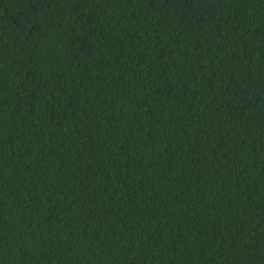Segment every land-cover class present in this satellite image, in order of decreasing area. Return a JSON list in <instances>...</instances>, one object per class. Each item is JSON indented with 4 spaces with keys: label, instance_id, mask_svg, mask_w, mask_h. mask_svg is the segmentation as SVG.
Returning <instances> with one entry per match:
<instances>
[{
    "label": "trees",
    "instance_id": "1",
    "mask_svg": "<svg viewBox=\"0 0 264 264\" xmlns=\"http://www.w3.org/2000/svg\"><path fill=\"white\" fill-rule=\"evenodd\" d=\"M0 264H264V0H0Z\"/></svg>",
    "mask_w": 264,
    "mask_h": 264
}]
</instances>
